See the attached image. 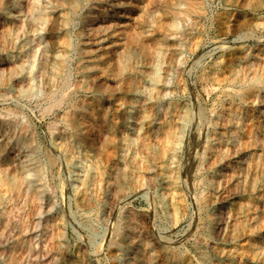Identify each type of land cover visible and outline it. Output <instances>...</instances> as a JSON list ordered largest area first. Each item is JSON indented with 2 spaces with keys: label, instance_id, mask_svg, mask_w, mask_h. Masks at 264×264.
Listing matches in <instances>:
<instances>
[{
  "label": "bare ground",
  "instance_id": "1",
  "mask_svg": "<svg viewBox=\"0 0 264 264\" xmlns=\"http://www.w3.org/2000/svg\"><path fill=\"white\" fill-rule=\"evenodd\" d=\"M250 2L219 0L225 35L238 7L264 26V3ZM213 5L0 0V243H22L18 264H59L57 255L72 246L70 228L84 241L74 219L86 220L78 224L90 240L98 234L92 220L110 224L103 243L114 247L117 264H181L188 231L210 243L212 260L215 243L237 238L241 217L226 204L236 194H257L236 207L257 204L259 214L247 213L245 224L264 232V38L221 46L214 72L200 78L205 106L186 101V33L212 17ZM228 47L243 55L228 59ZM79 89L94 92L79 97ZM185 191L190 213L175 198ZM139 197L148 210L135 205ZM59 208L56 222L49 213ZM101 212L113 213V222ZM186 215L189 229L173 238ZM163 216L165 235L156 227ZM83 241L73 264H108L91 260Z\"/></svg>",
  "mask_w": 264,
  "mask_h": 264
},
{
  "label": "rangeland",
  "instance_id": "2",
  "mask_svg": "<svg viewBox=\"0 0 264 264\" xmlns=\"http://www.w3.org/2000/svg\"><path fill=\"white\" fill-rule=\"evenodd\" d=\"M211 1L214 4L212 7L213 10L211 12L212 17H210L206 21H198V19H197L195 24H193L192 27L189 28L190 32L187 31V33H186L189 35V36L186 35V40H188V41H186V50H187L186 51V57H187V59H186V63H185L186 64L185 68H186V73H187L186 74V93H187L186 94V96H187L186 101H187V103L190 104V106H193V107L205 106L204 93L202 92L203 90L200 89L201 88L200 78L204 75L205 72H210V71L214 72L215 69H214V65H213V60L216 57L221 46H223V45L230 46V44H231L232 47H234V46L238 47L239 45H234L235 40H237L238 38L239 39L243 38V40L245 39L244 41L247 42V44L252 43L253 39L255 37H258V35H259V37L264 38V32H263L264 26L260 28V27L254 26V24H253L255 22L254 16L258 15V14L253 13V11L244 10L243 8H239V7L234 10L233 15H232V19H231V23H233V21H234V23L236 24L234 26V28L236 27V29L233 28V30L231 31V33L229 35H225L224 34L225 24H223V23H226L225 21L227 19L225 11L219 5V0H211ZM256 2L264 3V0H251L250 4H254ZM260 14H261L262 18H264V7L262 8V11L260 12ZM233 16H234V18H233ZM212 19H214V20H212ZM198 23H200L201 25ZM210 23H212V24H210ZM240 24H241V26H239ZM217 28L219 30H217ZM259 28H260V30H259ZM199 29L203 32H201ZM262 29H263V31H262ZM234 38H235V40H234ZM260 42L263 43L260 46H263L264 45V39H262ZM232 47H228V49L227 48L225 49L226 50L225 53H227V56H228V54H232L230 52ZM187 52H189V53H187ZM210 54H211V56H210ZM236 55L238 57L241 55V53L237 50L232 55H229V57H227V58L228 59L233 58ZM201 56H203V58ZM200 58H202V59H200ZM201 60H202V62H201ZM205 64H207V65H205ZM226 66H229V60L227 61ZM93 92H94L93 90H87V92H86L82 89L81 90L79 89L78 93H81V94H78V96L80 97L83 93L87 94V95H91V93H93ZM191 92H193V94L194 93L196 94L197 99L194 96L195 94L193 95ZM259 174H260V168H256L255 169V175L257 178H259ZM258 181H259V179H258ZM190 195L191 194L189 192L186 193V191H185V193H184L185 198L182 197V195H181V197H175V198H178V200L180 198H182L181 200H179V202L182 201L180 203L182 205H184L183 210L187 208L188 213H190L189 210L193 204V198ZM256 195L257 194H247V193L236 194L235 198L227 199L226 204L228 206H230V208L232 206L231 210L234 211L235 213H237L238 219H239V217H241L239 219L240 220V222H239L240 228L238 230V235H237V238L235 240L232 239L229 243H228V241L226 242L225 240H220L219 242L217 241L218 243H215L216 245H219L220 250H219V252H217L214 255V259L209 260V257L211 255V250L208 249L209 248L208 245L210 243H205L203 241H201V243L200 242H194V239L192 238L193 236L191 235L192 231L191 232L188 231L189 236L186 235V243H185L186 247L184 245H181V243H180L181 250H183L185 255H186V260L184 259L183 260L184 263L182 262L181 264H191V263L198 264V262H200L199 264H202V263L203 264H245V263L246 264H264V257L262 259V256H260V254H259L261 247H264V232L260 233V231L256 230V229H255V232H254V230H249V229H247L248 226L245 224V217L247 216L246 215L247 213L249 214V213L254 212L255 213L254 216H257L259 214V212L256 210L257 204L255 205L256 209L254 207L253 211H245L246 212L245 213L244 212V210H246L245 207L243 208L244 209L243 211H240V210L237 211L238 210L237 207L241 203L243 205L248 204V201L251 200V198L255 197ZM150 196H151V199L155 201V199H157L158 192L156 190H151ZM129 200H131L130 197H129ZM139 201H141L142 204H140ZM139 201L136 203L134 202L135 205H138L141 208L147 209V207L149 205L148 204L149 201L146 200L145 197L144 198L139 197ZM60 204L62 205V203H60ZM187 209H186V211H187ZM214 209H215L214 207L211 208V211H213ZM59 212H60V215H59ZM147 212L152 213V210L147 211ZM240 212H243V213H240ZM183 213H185V212L183 211ZM238 213H239V215H238ZM49 214L51 215V218L53 217L52 219L56 218V222H59L61 216H64V210H62V208H59L57 211H52ZM104 215H106V212H101L99 214L101 219L108 217L109 218L108 223H110L111 220L113 222V218L115 217L113 213H111V215H106V217ZM58 217H59V220H58ZM78 221H82L83 223H85L86 220L74 219V221H73L74 224L72 225V227H74V225H75L78 228V230H80V236H82V234H83L82 237L84 238V241L81 239H78L77 232L75 231L76 229H72L69 227L70 231L72 232L71 236H70V243L72 246L68 252H62L61 254L57 255L58 263L59 264H65V263L72 262V264H73V262L75 263L76 261H78V256L76 253L75 244L78 243L79 241H83V244H85L88 247L87 250H88V252H90L89 257L91 260L96 261L97 259H101V260L102 259L103 260L108 259L107 260L108 264H117L113 258L109 257L112 253H114L113 252L114 247L107 246V243H103V241L106 239V237L109 234L110 224H108L107 227H104V225L101 224V221L97 222V219L92 220L91 222H93V224L95 225V230L98 231V234L95 236L94 240L93 239L90 240L87 231L84 228H82L81 226L79 227ZM187 221L189 222L188 217L186 215V216H184V220H183L181 226H179L176 230V233H174L173 238H176V237L179 238V237L183 236L184 231L187 230V228L189 229V226H187L188 225ZM255 223L256 222L253 221V222H251V225L253 224L255 226L256 225ZM169 224H168V220H166L165 217L161 218L160 221L158 220L156 223V227H157V229H159L158 232H160L163 235L167 234L166 232L169 233V229H170ZM244 225H245V227H244ZM263 229H264V226H263ZM161 230H162V232H161ZM252 232H254V233H252ZM248 235H249V237H248ZM103 238H104V240H103ZM247 240H248V242L250 241V243H248ZM21 244L22 243H18L17 246L15 247L14 243H2V244L0 243V251H1V253H0V264H18V262L20 261L19 258L23 257L26 254V250L24 248H23L24 250L23 249L18 250L19 248H22ZM248 244L249 245L251 244V245L249 246ZM221 246L224 248L221 249L222 248ZM5 247H6V249H5ZM17 247H18V249H17ZM99 248H100V251H99ZM10 250H11V253H10ZM22 251H24L25 253ZM246 252H252L254 255L253 259L245 258L244 254ZM17 256H18V258H17Z\"/></svg>",
  "mask_w": 264,
  "mask_h": 264
}]
</instances>
